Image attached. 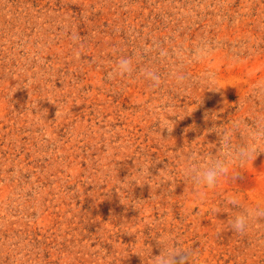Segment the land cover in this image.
Here are the masks:
<instances>
[{
	"label": "rangeland",
	"instance_id": "374dc122",
	"mask_svg": "<svg viewBox=\"0 0 264 264\" xmlns=\"http://www.w3.org/2000/svg\"><path fill=\"white\" fill-rule=\"evenodd\" d=\"M261 85L264 0H0V264H152L166 236L192 244L171 264H264V215L237 233L223 205L264 208V140L183 172L256 127Z\"/></svg>",
	"mask_w": 264,
	"mask_h": 264
},
{
	"label": "clouds",
	"instance_id": "9594fccd",
	"mask_svg": "<svg viewBox=\"0 0 264 264\" xmlns=\"http://www.w3.org/2000/svg\"><path fill=\"white\" fill-rule=\"evenodd\" d=\"M209 47L206 44H197L193 50L194 59H202L209 54ZM159 55L167 56L166 49H160ZM135 60L133 56H123L118 59L116 66L113 69L115 75L124 76L135 71ZM143 77L152 83L153 87L160 84V76L156 69L145 67L142 70ZM213 74L208 73L210 78ZM177 81H182L183 76H177ZM260 88L264 89V85ZM244 133L245 139L242 143L234 144L232 142L233 135ZM224 143L221 145L220 152H209L203 159L195 157L186 162V167L183 169L184 174L190 179L201 180L207 179L215 181L220 175L228 174L229 163L235 161L237 165L246 163L252 159L259 151L257 140H264V118L257 119V125L253 129H241L240 122H231L230 126H225L219 133ZM238 175V173H234ZM223 205L232 210L234 214L229 220V227L237 233H244L250 226V222L257 216L264 215V208L259 206L255 208H243L240 200L236 195L225 197ZM216 211V209H213ZM161 251L159 255L151 256L152 264H171V258L175 255L187 254L192 250V244L187 241H180L171 236L164 237L160 242Z\"/></svg>",
	"mask_w": 264,
	"mask_h": 264
}]
</instances>
